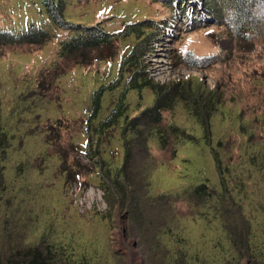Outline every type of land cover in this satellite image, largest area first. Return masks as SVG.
<instances>
[{
    "label": "rangeland",
    "instance_id": "obj_1",
    "mask_svg": "<svg viewBox=\"0 0 264 264\" xmlns=\"http://www.w3.org/2000/svg\"><path fill=\"white\" fill-rule=\"evenodd\" d=\"M196 1L174 8L155 0H65V18L88 26L102 22L111 32L126 23L152 19L155 38L143 56L151 79L164 84L194 79L207 90L219 89L223 104L213 118L209 139L205 127L183 103L163 112L164 128L175 123L184 133L166 149L150 135L152 157L148 159L152 161L146 162H155L150 164V188L152 193L175 194L208 183L223 191L215 156L218 152L227 187L242 205L247 218L244 223L251 228V243L259 251L264 246V162H252V158L264 149V40L254 38L248 50L233 27L220 25L207 14L195 18L190 4ZM30 24L55 36L44 45L8 46L0 56V128L8 140L5 155L0 151L6 183L0 191V251L5 252L11 236L19 242L26 235L30 243L44 236L67 247L77 264H141L145 255L143 258L141 250L135 252L134 248L151 242L149 230L141 232L142 224L148 228L151 224L141 219L134 227L135 236L129 235L128 207L109 203L106 212L108 199L102 188L99 158L94 159L95 165L86 152L78 150L88 141L85 119L93 93L116 77L122 56L137 38L122 40L112 62L70 68L43 96L37 91L39 82L42 76L51 75L56 63H63L58 50L70 32L53 24L42 0H0V30L20 33ZM189 51L203 65L186 62ZM161 53L162 64L168 68L158 74L155 60ZM120 94V90L105 93L96 125L110 113ZM155 99L148 87L130 90L127 114L140 113ZM107 134L110 137L101 150L111 171L116 172L124 160V139L119 128ZM220 141L224 143L220 145ZM73 145L78 149L69 153L67 164L74 178L67 180L60 154ZM214 203L221 204L215 199L205 209L184 197L177 198L173 213L155 218L174 228V234H164L162 241L175 252L182 246L197 264H249L243 254L246 237L238 231L244 224L239 227L228 210L223 216L214 212ZM149 257L150 264L161 263L151 252Z\"/></svg>",
    "mask_w": 264,
    "mask_h": 264
},
{
    "label": "trees",
    "instance_id": "obj_2",
    "mask_svg": "<svg viewBox=\"0 0 264 264\" xmlns=\"http://www.w3.org/2000/svg\"><path fill=\"white\" fill-rule=\"evenodd\" d=\"M42 1L53 24L60 30L70 32L67 38L61 40L58 50V55L63 63H56L51 75L49 77L47 75L42 76L39 82L37 91L43 96H45V91L56 83L57 78L62 73L69 71L70 68L92 66L101 61L112 62L119 53L118 45L122 40L131 36L137 38V42L131 50L122 56L116 77L93 93L88 116L85 119L86 129L84 131L88 136L86 145L79 147V149L73 145L69 150L65 148L60 154V161L65 166L61 170L67 173V180L74 178V173L67 164L70 152L77 149L80 152H86L83 154L88 156L95 165L97 163L94 159L99 158L101 181L104 185L102 188L105 200L108 199L106 212L109 210V203L110 205L120 203L122 206H127L131 228H127L129 235L135 236L134 227L141 222V219L151 224V228L144 227V224L141 227V232L149 230L151 242H148L147 245L139 244L134 248L135 252L138 249L141 250L143 258L145 255L146 260L143 259L141 264H150L148 262L150 260L149 252L152 253L153 258H160V264H197L196 260L190 256L189 251H186L182 246H179L175 252L167 243L162 241L164 234H174V228L155 220V218L165 217L168 211L173 213L174 203L179 197H184L189 202H193L195 207L204 206L205 209L210 208V203L213 200L219 201L221 204L214 203L218 207H215L214 212L219 211L223 216L224 211L228 210L234 216L239 227L241 222L244 224V227L238 231H241L246 237L243 254L248 257L249 264H264V246L257 251L255 245L251 243L250 225L244 223V218L245 221L247 218L242 205L235 200L232 189L227 187L223 174V160L218 152H215V156L221 173L224 192L214 190L208 183H201L183 193L175 194L152 193L150 188L149 178L151 170H153L150 164H155V162H146L150 160L148 158L152 157L149 145L150 135L156 136L161 143V148L166 149L169 143L174 146L176 139L184 133L182 128L175 123L165 129L162 125L163 112L172 110L179 103H183L190 114L195 116L200 124L205 127L206 138L209 139L212 136L213 118L223 104L219 89L207 90L200 81L194 79L162 84L149 78L143 64V56L155 38L156 30L152 19L126 23L121 29L111 32L105 28L102 22L88 26L67 20L65 18V0ZM155 1L165 2L175 8L182 5L187 7L192 0ZM190 5L195 18H201L207 14L216 19L220 25L233 27L240 40L244 39L248 45V47L246 46L248 50L252 48L251 40L254 38L264 40V0H198ZM249 33L254 35L252 39H249ZM54 36L53 32L35 24H30L25 31L20 33L9 29L0 30V56L8 46L19 44L44 45ZM185 60L189 63H203H200L201 59L194 56L192 51L186 53ZM262 80L264 81V79ZM146 87L150 88L156 96L154 104L130 117L127 114L126 103L129 91L133 89L142 91ZM116 90L121 91L118 102H114L110 113L96 125L94 121L99 116L105 93ZM258 121L259 118H257ZM115 128L120 129L124 139V160L120 169L112 172L101 149L106 137H110V134L107 133ZM171 135L173 138L169 139ZM254 136L253 133L251 138ZM94 137L98 139L95 140ZM6 138V134L0 128V151L4 155L6 153L4 148L8 147L6 146L8 144ZM55 140L53 139V141ZM223 143L220 141L219 144L222 145ZM174 151H176L175 147ZM259 159L264 162V149L259 150L258 154L253 156L252 162H257ZM84 164L89 165L90 163ZM4 168L5 165L0 162V191H3L6 186L3 179L5 177ZM236 203L240 205V208L236 206ZM1 205L0 203V207ZM26 239L27 237L24 235L18 242L13 240L11 236L5 252L0 251V264H77L75 256L65 246H58L44 236L38 242L33 243ZM78 264L91 263L82 261Z\"/></svg>",
    "mask_w": 264,
    "mask_h": 264
},
{
    "label": "built area",
    "instance_id": "obj_3",
    "mask_svg": "<svg viewBox=\"0 0 264 264\" xmlns=\"http://www.w3.org/2000/svg\"><path fill=\"white\" fill-rule=\"evenodd\" d=\"M203 17V16H202ZM205 20V19H204ZM205 22V21H204ZM159 38H157V40H158ZM160 50H162V49H160ZM145 55H146V53L144 54V58H145ZM161 56H159V58H157L155 61H156V72L159 74H161V73H163L164 72V70L166 69V68H168L167 67V64H165V66L162 64L163 63V60H162V58H160V57H162L163 56V54L161 53L160 54ZM143 62H144V64H145V61H144V59H143ZM166 63H168L167 62V60H166ZM149 76V78H151L150 77V75H148ZM160 83V82H159ZM162 84H164V83H162Z\"/></svg>",
    "mask_w": 264,
    "mask_h": 264
},
{
    "label": "water",
    "instance_id": "obj_4",
    "mask_svg": "<svg viewBox=\"0 0 264 264\" xmlns=\"http://www.w3.org/2000/svg\"><path fill=\"white\" fill-rule=\"evenodd\" d=\"M215 33H213V35H214Z\"/></svg>",
    "mask_w": 264,
    "mask_h": 264
}]
</instances>
